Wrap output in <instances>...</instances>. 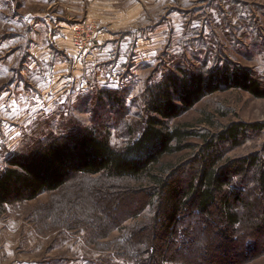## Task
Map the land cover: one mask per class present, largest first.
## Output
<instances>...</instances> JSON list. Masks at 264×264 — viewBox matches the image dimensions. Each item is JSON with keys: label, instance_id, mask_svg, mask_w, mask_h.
<instances>
[{"label": "rangeland", "instance_id": "rangeland-1", "mask_svg": "<svg viewBox=\"0 0 264 264\" xmlns=\"http://www.w3.org/2000/svg\"><path fill=\"white\" fill-rule=\"evenodd\" d=\"M227 66L251 70L264 87V0H0V174L42 144L79 133L122 150L140 136L152 93L168 77L209 76ZM239 123L264 124V100L235 89L204 98L170 123L200 135L164 163H184L193 175L205 147L201 135ZM263 145L259 135L224 147L221 165L263 152ZM251 175L245 203L237 205L242 229L232 237L239 240H223L220 230L231 231L214 209L202 232L190 215L183 240L165 244L143 232L163 200L151 195L149 179L79 176L59 192L0 209V264H144L155 244L176 260L166 264L212 257L230 264L247 253L244 264H264V235L252 231L261 228L264 194ZM189 178L179 176L177 187L185 189Z\"/></svg>", "mask_w": 264, "mask_h": 264}, {"label": "trees", "instance_id": "trees-1", "mask_svg": "<svg viewBox=\"0 0 264 264\" xmlns=\"http://www.w3.org/2000/svg\"><path fill=\"white\" fill-rule=\"evenodd\" d=\"M231 89L264 100V87L261 82L251 70L243 68L227 66L209 76L193 74L183 78L175 75L168 77L152 93L140 136L124 149L116 150L106 138L88 132L72 135L63 141L52 140V143L42 144L28 158L12 160L9 167L0 174V209L5 204L32 201L42 194L59 192L72 179L79 176H103L113 181L149 179L156 188L151 195L163 200L155 221L143 232L157 234L156 239L165 244L170 243L172 238L177 239L179 235L183 240L185 236L183 229L187 228L190 215L194 217V221L189 223L197 231L202 232L201 225H209L206 219L216 209L219 213L218 220L231 231L229 233L226 229L225 232L221 229L219 235L223 240H231L234 232L242 229L237 205L245 203L241 197L248 191L246 181L250 172L254 187L264 194V145L263 152L226 165H221L223 148L232 150L251 138L264 136V124L239 123L226 127L216 134L210 135L209 132L202 134L205 147L200 154L203 155L201 159L195 160L199 165L193 175L192 170L187 169L184 163H180L178 167L164 163L167 158L189 149L191 146L187 142L200 135L198 131H190L186 127H171L170 123L190 112L204 98ZM163 164L166 165L162 167ZM168 168L169 171L164 176ZM159 172L162 174L158 175ZM179 176L190 177L185 189L177 187ZM219 196L221 199H218ZM233 199L235 202H231ZM185 218L186 222L183 223ZM261 219V228L257 231L252 230L257 236L264 235L263 215ZM246 227L249 230V225ZM233 239L239 240L238 237ZM241 242L245 243L246 240L242 238ZM194 244L185 245L189 249L195 248L199 253L202 248ZM208 249L204 248L202 252H207ZM132 251L142 254L137 249ZM186 251L180 254L184 255ZM191 254L193 255L192 252ZM147 256L144 264H166L171 260L176 261L167 256L162 246L156 244L148 250ZM164 256L168 260H165ZM249 257L248 253L240 260L234 256L229 263L244 264ZM198 262L202 264L201 261ZM216 262L213 257L211 260L207 258L203 261L204 264Z\"/></svg>", "mask_w": 264, "mask_h": 264}, {"label": "crops", "instance_id": "crops-1", "mask_svg": "<svg viewBox=\"0 0 264 264\" xmlns=\"http://www.w3.org/2000/svg\"><path fill=\"white\" fill-rule=\"evenodd\" d=\"M64 42L66 43V41H64ZM62 47L68 49V47H66V45H64V46H62ZM32 56H34V53L32 54ZM48 56H49V58H50V55H48ZM48 56L42 58V62H44L45 64H48V63H49ZM34 65H37V64H34ZM56 65H57L56 67H55V66L53 67V69L55 68V72L64 73V70H65L64 64H62V65H58V64H56ZM47 66H48V65H47ZM37 68H38V67H37Z\"/></svg>", "mask_w": 264, "mask_h": 264}]
</instances>
